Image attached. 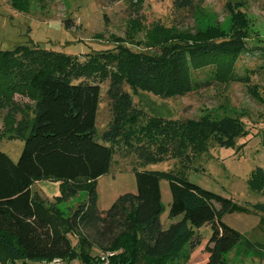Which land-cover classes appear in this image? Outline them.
I'll use <instances>...</instances> for the list:
<instances>
[{
	"label": "trees",
	"instance_id": "trees-1",
	"mask_svg": "<svg viewBox=\"0 0 264 264\" xmlns=\"http://www.w3.org/2000/svg\"><path fill=\"white\" fill-rule=\"evenodd\" d=\"M9 1L18 12H24L29 2ZM173 3L185 9L192 0ZM242 7L237 0H227L228 34L215 28L189 32L155 26L147 37L149 47L159 49L152 54L136 53L121 44L83 61L37 46L0 50V106L11 104L15 94L34 101L30 116L23 113L16 120L8 112L3 118L1 136L24 144L16 162L0 151V264L54 259L63 264L73 259L80 264H188L200 244L195 230L204 225L210 226L211 236L203 264H227L226 254L241 243L253 248L258 260L264 259V240L253 245L221 219L224 213H259L264 237V203L239 205L189 182L181 172L145 169L168 159L185 167L211 142L230 146L246 134L243 123L210 113L197 119L149 115L131 97L138 91L159 98L183 96L197 87L194 73L205 69L208 80L247 82L252 70L246 77L235 72L249 22ZM131 25L130 29L139 26ZM258 69L264 74V61ZM102 82H108L105 97L111 118L98 133ZM249 88L264 104L257 87ZM115 155L132 158L136 193L119 196L101 212L96 206V181L111 172ZM162 178L171 195L168 218L180 217L165 229L160 221ZM42 180L59 183L60 194L51 203L31 190ZM247 184L264 196V169L252 170ZM81 191H86L85 200L66 214L60 205ZM94 249L99 253L92 254ZM106 253L112 255L103 260Z\"/></svg>",
	"mask_w": 264,
	"mask_h": 264
},
{
	"label": "rangeland",
	"instance_id": "rangeland-1",
	"mask_svg": "<svg viewBox=\"0 0 264 264\" xmlns=\"http://www.w3.org/2000/svg\"><path fill=\"white\" fill-rule=\"evenodd\" d=\"M243 4L248 22L244 51L235 64V72L246 77L247 82L219 83L208 80L206 69L194 73L197 87L183 96L159 98L150 93L138 91L131 97L134 105L146 114L171 119H197L202 113H210L220 118H238L244 125L246 134L236 138L230 146H220L215 142L208 145L207 151L195 156L189 164L182 165L177 159H168L145 167L146 170L168 173L181 172L183 177L200 188L233 202L249 206L264 203V196L251 191L247 181L252 170L264 169V104L250 93L251 86L257 87L264 97V74L258 67L264 61V0H237ZM174 0H29L24 12L16 11L9 0H0V50H12L18 45L37 46L78 57L83 61L88 55L103 50H114L121 44L136 53H156L157 47H149L148 34L155 26L175 28L195 32L215 28L228 34L231 26L226 9L227 0H192L189 8L177 9ZM140 28H131V23ZM108 82L100 83L101 100L96 120V129L101 133L111 118V111L105 97ZM126 90L129 88L125 86ZM34 101L15 94L12 103L0 106V151L14 162L19 158L24 142L18 138H7L2 134L3 118L10 112L16 120L22 114L31 115ZM115 163L109 174L96 181V206L101 212L108 210L123 194L136 193V181L132 172V158L115 155ZM162 225L167 228L171 195L168 181L159 182ZM31 190L37 192L49 203L53 194L59 191V183L37 181ZM48 198V199H47ZM86 198V191L62 203L60 207L68 214L77 203ZM217 209L222 205L215 203ZM259 213H224L222 221L243 235L251 244L264 240L259 227ZM200 244L191 254L188 264H203L206 260L204 247L211 236L210 226L204 225L195 230ZM76 242L72 237V243ZM253 249V248H252ZM245 243L237 245L225 256L227 264H264L254 256L253 250ZM92 254L99 253L96 249ZM27 264H49L27 262ZM65 264H80L76 259Z\"/></svg>",
	"mask_w": 264,
	"mask_h": 264
},
{
	"label": "built area",
	"instance_id": "built-area-1",
	"mask_svg": "<svg viewBox=\"0 0 264 264\" xmlns=\"http://www.w3.org/2000/svg\"><path fill=\"white\" fill-rule=\"evenodd\" d=\"M112 255V253H106L105 255H102V259L103 260H106V258L108 257V256H111ZM49 264H63V262L62 261H60L59 259H54L51 263H49Z\"/></svg>",
	"mask_w": 264,
	"mask_h": 264
},
{
	"label": "crops",
	"instance_id": "crops-1",
	"mask_svg": "<svg viewBox=\"0 0 264 264\" xmlns=\"http://www.w3.org/2000/svg\"><path fill=\"white\" fill-rule=\"evenodd\" d=\"M58 195V192H56V193H54L53 194V197H56ZM48 199V198H47ZM171 222L169 221V223L167 224V227L169 226V224H170ZM163 226V225H162ZM163 228L165 229V227L163 226Z\"/></svg>",
	"mask_w": 264,
	"mask_h": 264
}]
</instances>
